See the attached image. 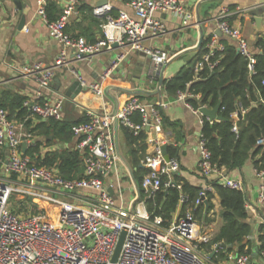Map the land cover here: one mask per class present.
<instances>
[{
	"label": "built area",
	"instance_id": "built-area-1",
	"mask_svg": "<svg viewBox=\"0 0 264 264\" xmlns=\"http://www.w3.org/2000/svg\"><path fill=\"white\" fill-rule=\"evenodd\" d=\"M39 1L38 13L48 25L49 35L61 46L56 65L51 68L36 66L27 71L35 75L40 87L37 96L27 98L24 107L29 118L63 119L64 98L54 101L43 98L42 90L54 81L57 69L68 66L71 61L81 62L105 51L122 48L119 59L135 52L149 55L157 73L170 60V55L160 48H147L144 45L149 35L159 36L166 32L165 24L156 17L157 12L171 13L189 26L195 14L187 8L185 0H122L134 11L135 17L121 10L114 15V3L108 0L102 7L94 9L101 17L103 36L94 42L68 32L71 16L78 12L81 0H70V4L60 16L51 20L47 14L45 0ZM1 4V0H0ZM264 6V3H263ZM250 7H224L215 18L217 27L223 35L235 42L238 52L246 59L250 76L257 73V52L251 46L240 26L232 24V15L245 16ZM264 23V16H263ZM117 45V47H115ZM208 51L196 64V72L204 69L213 71L220 63L219 54L225 44L215 34L207 42ZM88 83L77 72L75 76L83 88H88L104 99V80ZM264 83V82H263ZM177 99L184 101L197 115L202 116L199 108H194L189 98L200 99L189 90L178 91ZM163 103H149L137 95H132L116 113L109 111L87 113V120L72 127L78 139L76 150L84 162V176L69 180L56 169L37 165L34 159L23 151V139L19 128L24 125L11 118L9 111L0 102V264H111L112 258L123 231L127 232L120 257L116 264H253L249 253L240 254L228 251L204 230L196 215V207L206 204L208 192L213 184L201 190L194 205L183 210L186 195L181 196L180 210L172 220L151 215L147 198L152 197L163 187L182 189L177 180L181 164L177 157L165 159L162 147L165 143L155 133L163 132ZM243 113L246 110L239 108ZM140 113L141 123L133 117ZM204 121H202L203 123ZM213 122V121H211ZM131 129L135 136L146 131V144L149 151L142 159L147 173L142 186L147 198H141L134 208L117 203L115 194L110 193L113 185H107L105 178L117 168L120 154L116 144L115 125ZM238 132V126L233 127ZM27 146L33 144L29 138ZM258 145H264V137ZM199 169L203 177H216V184L244 192L245 185L240 179L231 178L227 168L213 162V154L208 140L201 132L199 138ZM5 150L8 151L5 157ZM259 179V213L264 224V167L255 168ZM116 186L122 198L121 178L117 177ZM14 194L30 199L32 209L19 214L11 203ZM23 199V200H24ZM137 199V198H136ZM135 199V200H136ZM45 201L55 205L57 220L51 221L45 208L33 213L35 204ZM211 244L210 248L206 246Z\"/></svg>",
	"mask_w": 264,
	"mask_h": 264
},
{
	"label": "crops",
	"instance_id": "crops-1",
	"mask_svg": "<svg viewBox=\"0 0 264 264\" xmlns=\"http://www.w3.org/2000/svg\"><path fill=\"white\" fill-rule=\"evenodd\" d=\"M46 4L53 3L56 7L52 10V17L55 19L60 16L64 9L70 4V0H45ZM99 0H81L78 12L71 16L68 23V32L73 36L83 37L88 41L94 42L103 36L101 24L103 19L95 15L94 9L98 7ZM187 8L195 14L194 21L185 26L182 20L171 13L157 12L156 17L165 24L166 32L159 36L149 35L144 45L147 48H160L170 55V60L162 67L161 73L155 70L152 58L142 52H135L124 58L119 59L123 52L122 48H115L105 51L92 58L81 62L71 61L68 66L57 69L56 77L50 86L44 90L43 98L54 101L64 98L63 119L67 121H77L86 117L90 111L103 112L109 111L116 113L132 96L137 95L149 103H163L161 111L167 125H163V132L155 133L163 143L169 147L176 148L177 157L181 164L178 176L184 178L194 186L204 189L207 184H213L214 197L212 203L214 208L203 218L215 216L221 217V200L215 192L216 177L206 179L200 172L198 163L200 152L198 149L199 138L203 129V115H197L188 105L177 99L175 95L168 93L165 85L160 86L161 75L165 81L175 76L184 66L194 61L199 44L200 29L203 27L205 40H210L217 30L215 18L224 7L235 9L236 7L253 8L245 16L232 15L229 20L232 24L240 26L251 46L261 52L257 43L264 39L263 27L258 28L256 18L264 16V0H185ZM38 0H1L0 4V102H2L12 118L22 124L16 118L15 106L12 99L15 96L33 98L37 96L40 87L33 73L28 72L36 66L51 68L56 65L57 58L61 51L60 44L49 35L46 22L38 13ZM123 10L135 17L133 9L122 0L114 3V15H118ZM200 17L201 24L198 22ZM221 42L234 44L229 37L223 35L219 37ZM236 46V45H235ZM110 70L108 77L104 80L105 96L104 99L98 97L88 88H84L75 98L67 95L68 85L72 79H77L74 71H77L88 83L101 81L103 75ZM164 81V82H165ZM161 89V90H160ZM14 114V115H13ZM245 113L242 114L244 118ZM33 124L27 127L24 123L19 128L23 143L29 138L32 142L41 141L44 152H62L66 149H75L78 139L73 135L70 140L60 137L53 139L46 138L48 135L42 128L36 129L41 121L38 116L30 117ZM235 124L242 118L238 116V109L232 114ZM32 129H36L32 132ZM115 141L120 154L117 168L111 173L110 177L105 178L107 185H113V194L117 197V203L131 207L138 197L137 178L135 173L139 169L145 168L142 159L149 151H139L136 155L131 153L127 134L121 125H115ZM47 139L50 142L47 144ZM33 143V144H34ZM32 145V144H31ZM29 146V143H28ZM27 146V147H28ZM8 151L5 150V157ZM260 158V155L256 159ZM254 159L249 158L246 162L233 169H227V174L231 178L240 179L245 185L246 208L255 225L256 231L262 224L259 213V179L255 173ZM3 167L0 163V174ZM117 177L121 178L122 198L119 196L116 186ZM29 204L32 206L30 199ZM36 207L45 208L51 221H56L57 207L45 201L35 204ZM180 210L178 209L174 214ZM181 211V210H180ZM174 216V215H173ZM218 217V223L219 221Z\"/></svg>",
	"mask_w": 264,
	"mask_h": 264
},
{
	"label": "trees",
	"instance_id": "trees-1",
	"mask_svg": "<svg viewBox=\"0 0 264 264\" xmlns=\"http://www.w3.org/2000/svg\"><path fill=\"white\" fill-rule=\"evenodd\" d=\"M80 8V6L78 7ZM56 7L53 3L47 4V14L51 20L52 10ZM207 40H204L200 50L197 51L194 61L184 66L175 76L164 82L165 89L172 95H177L178 91L189 90L195 95H201L200 99L189 98L188 102L194 107L207 106L214 108L221 101L220 114L226 120L211 122L203 118L202 132L208 140V147L213 154V162L219 167L233 169L246 162L249 158L254 159L256 168L264 167V145H258L259 139L264 137V39H260L257 46L261 52H257V73L250 76L246 59L238 52L234 44L226 41L225 50L219 54L220 63L213 70L208 68L196 72V64L202 56L208 51ZM27 98L15 96L12 99L15 106L16 118L24 122L27 127L33 124L32 118H29V112L24 107ZM1 105L6 106L1 102ZM238 108L246 110L244 118L238 121V132L233 130L235 122L232 114ZM13 114V115H14ZM12 118V113L10 114ZM81 118L77 121L47 119L41 121L36 127L42 128L48 135L46 138L60 137L64 140H70L73 137L72 127L75 124L82 123L87 119ZM135 123H141L140 113L133 117ZM168 121L163 115V125ZM129 141L131 153L136 155L139 151L147 150L146 137L147 132L142 131L135 136L133 131L123 127ZM36 129H32L34 132ZM49 145V139L46 140ZM44 145L41 141L27 147L25 153L30 155L35 163L40 166H46L56 169L64 178L73 180L84 176V162L80 152L76 149H66L62 152H44L41 147ZM168 152L171 157H177V151L174 147H169ZM260 155V158L256 159ZM178 158V157H177ZM147 173L146 168L139 169L135 173L140 188L141 198H147L142 186V180ZM183 188L163 187L157 191L154 196L147 198L148 208L153 217L162 216L167 220H172L174 213L178 209L181 196L188 197L183 205V210L188 206L194 205L199 197L201 188L192 185L184 178L177 175ZM215 192L221 200V216L223 224L216 234L212 243L225 244L228 251H236L240 254L249 253L253 257V264L258 259H264V224H260L257 230L251 221V217L246 208L245 193L239 190L215 185ZM214 192H208V206L201 204L196 207L197 217L204 218L214 208L212 198ZM32 206L29 200H23L18 205L13 206V210L19 214L27 213ZM33 213L38 212V208H33ZM253 232L256 237L252 238ZM211 244L208 247H211Z\"/></svg>",
	"mask_w": 264,
	"mask_h": 264
},
{
	"label": "water",
	"instance_id": "water-1",
	"mask_svg": "<svg viewBox=\"0 0 264 264\" xmlns=\"http://www.w3.org/2000/svg\"><path fill=\"white\" fill-rule=\"evenodd\" d=\"M108 3V0H99L96 5L98 7H102L104 6L105 4ZM199 19V23L201 24V19L200 17H198ZM256 22H257V26L258 28H262L263 27V17H257L256 18ZM216 35L218 37H223V33L221 30H217L216 32ZM205 40V33H204V29L203 27H201L200 29V40H199V44L198 46L195 48V50H200L202 45H203V42ZM115 47H117V45H115ZM164 81H165V78L164 76L161 75V79H160V86L162 87L163 84H164ZM83 86L81 85V83L76 80V79H72L68 85V91H67V95L72 97V98H75L79 93H81L83 91ZM161 90V89H160ZM220 109H221V101L217 104L216 107L214 108H210V107H207V106H203L200 108V112L201 114L203 115V117L209 119L210 121H222V120H226V118L220 114ZM238 116L239 118H242V112L241 110L238 108ZM168 148H169V144H164L163 147H162V150H163V154L165 156V159L167 161H169L171 159V156L168 152ZM27 149V143H23V151H26ZM138 185V184H137ZM137 189H138V197L137 199L133 202V205H132V208H134L135 204L137 203V201H139L140 197H141V193H140V188L139 186H137ZM110 193L113 194V190L110 188L109 189ZM206 205L208 206V201L205 202ZM126 235H127V232L126 231H123L121 233V236L119 238V241L117 243V246H116V249H115V252H114V255H113V258H112V263L111 264H116L119 257H120V254H121V251H122V247H123V244H124V241H125V238H126ZM223 248H226V245L223 244L222 245Z\"/></svg>",
	"mask_w": 264,
	"mask_h": 264
},
{
	"label": "rangeland",
	"instance_id": "rangeland-1",
	"mask_svg": "<svg viewBox=\"0 0 264 264\" xmlns=\"http://www.w3.org/2000/svg\"><path fill=\"white\" fill-rule=\"evenodd\" d=\"M23 199L24 198H22L21 195L14 194L11 199L12 206L18 205L21 201H23ZM218 217L219 216H217V213L215 216H212L208 218L207 220H204L203 218L199 216L197 217L200 222L201 227L207 232H209L213 240L216 234L218 233L221 227V223H222L221 217H219L220 222L218 223ZM255 237H256V232H253L252 238H255ZM206 247L209 248L208 245ZM256 264H264V259H258Z\"/></svg>",
	"mask_w": 264,
	"mask_h": 264
}]
</instances>
